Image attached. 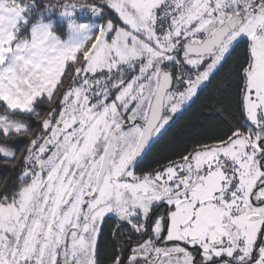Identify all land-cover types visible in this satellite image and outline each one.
<instances>
[{
  "label": "snow or ice",
  "instance_id": "snow-or-ice-1",
  "mask_svg": "<svg viewBox=\"0 0 264 264\" xmlns=\"http://www.w3.org/2000/svg\"><path fill=\"white\" fill-rule=\"evenodd\" d=\"M241 47L226 129L145 166ZM0 165V264H264V0H0Z\"/></svg>",
  "mask_w": 264,
  "mask_h": 264
},
{
  "label": "trees",
  "instance_id": "trees-1",
  "mask_svg": "<svg viewBox=\"0 0 264 264\" xmlns=\"http://www.w3.org/2000/svg\"><path fill=\"white\" fill-rule=\"evenodd\" d=\"M243 56V47L236 49L224 70L171 121L148 151L143 162L145 166L175 157L177 153L190 149L194 143L210 142L226 129L228 120L232 118L229 113L235 115V106L229 102L230 94L234 93L235 88L232 81L227 79L228 71ZM4 175V166L0 165V178ZM111 243L108 233L103 232L101 250L108 248L111 252Z\"/></svg>",
  "mask_w": 264,
  "mask_h": 264
},
{
  "label": "flooded vegetation",
  "instance_id": "flooded-vegetation-1",
  "mask_svg": "<svg viewBox=\"0 0 264 264\" xmlns=\"http://www.w3.org/2000/svg\"><path fill=\"white\" fill-rule=\"evenodd\" d=\"M112 227H113V224L111 222L105 223L104 226H103V232L104 233H106V232L109 233L111 231ZM110 253L111 252H109L108 248L105 251L102 250V255H108Z\"/></svg>",
  "mask_w": 264,
  "mask_h": 264
},
{
  "label": "rangeland",
  "instance_id": "rangeland-1",
  "mask_svg": "<svg viewBox=\"0 0 264 264\" xmlns=\"http://www.w3.org/2000/svg\"><path fill=\"white\" fill-rule=\"evenodd\" d=\"M186 107H187V106H186ZM178 114H179V113H178ZM178 114H177V115H178ZM177 115H176V116H177ZM176 116H175V117H176ZM175 117H173V119H174ZM170 123H171V122H170ZM170 123H169V124H170ZM166 128H167V126H166Z\"/></svg>",
  "mask_w": 264,
  "mask_h": 264
}]
</instances>
